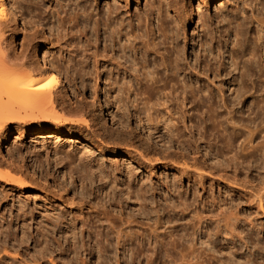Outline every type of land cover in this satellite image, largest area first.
<instances>
[{"label": "rangeland", "instance_id": "1", "mask_svg": "<svg viewBox=\"0 0 264 264\" xmlns=\"http://www.w3.org/2000/svg\"><path fill=\"white\" fill-rule=\"evenodd\" d=\"M70 1L13 0L16 13L20 17L21 30L16 36L19 50L24 41L28 42L39 37L38 39L44 43V55L42 53L40 61H44V57L45 60L49 59L48 66L54 64L59 67L57 70L62 74L66 89L62 93L63 99H60L59 106L66 110V114L60 107L56 110L57 114L60 112V116L65 114V117L66 115L69 117L73 112L75 115L77 114L75 112L80 110L81 114L83 111V115L72 117L77 116V118L81 117L79 119L89 121L82 123L84 120H78L82 124L79 122L76 124L73 121L75 119H72V122L68 121L72 117L65 119L67 122L61 117L62 119H58L60 121L55 122L56 120L53 121L55 113L51 115V110L47 108L39 112L40 114L27 117L31 114L30 108L21 104L14 105L15 110H19L22 116L24 112L27 113L24 119L26 123L15 120L8 123L6 129L0 131V170L3 173H11L15 179L23 178V182L30 186L28 184L25 186L23 183L24 187H22L18 182L17 186L10 181L12 178L8 181V177L5 180L0 177V250L3 247L7 248L6 245L10 248L7 249L9 252L11 247L15 249V253L11 252L12 255L3 252V249L2 252L5 254L0 252V255L2 254L0 264H13L12 261L15 259L18 261L15 260L16 264H21L20 257L25 260L23 264H31L35 260L30 257L32 255L37 256L38 259L34 264H52V261H55L54 264H188L181 259L182 253L195 245L198 250L196 256L200 258L199 264H264V132H262L264 89L260 87L264 85V75L260 76L264 67L250 66L251 71L245 79L247 93L237 100L235 97L237 94H233L235 87L229 86L234 78L241 80L246 58L239 60L238 68L230 67L232 51L236 50L235 52L241 54V47L234 37L240 22L231 25L227 22L234 18L236 21L246 23L241 30L243 32L241 41L245 51H248L255 46V38L258 35L257 25L249 19L252 18L253 10H256V14L264 13L262 0H218L211 4L209 11L206 13L200 11L194 18L191 16L190 3L185 1L181 4L183 10L179 17L171 15L168 19V24L174 27V30L176 26H180L178 43L184 49L186 59L189 58L194 64L195 53L198 56L203 55L199 58L203 67L206 53L201 50V42L205 36H207L205 39H209L207 35L209 32L203 20L206 19L208 25L212 24L216 29V32H213L215 33L213 42L209 39L215 49L216 60H213L215 71L199 77L194 73L187 77L184 73L180 77L182 81L184 79L189 81L194 75L196 86L207 85L213 90V101L219 104V106L216 104V107L220 111H218L219 123L215 122L216 125L212 121L211 124L205 113L206 107L190 113L197 115L194 114L193 125L189 120L182 122L183 113L176 105L168 104L167 107H161L164 102H160V105L153 106V109L152 106L145 108L139 101H135L141 97L140 95L135 99V94L129 95L127 89L119 90L117 85H113L116 84L113 83L116 81V75H112L115 79H108L111 67L107 66L106 69L103 67L106 61L103 58H100L99 67H103L100 69L104 70L105 74L102 75L101 80H96L97 77H94L96 75L92 72L96 73L94 67L96 65L93 63L95 60L91 59L93 61L82 65L81 61L85 57L82 58L83 48L80 47V44L84 45L86 41L83 37V33L87 30L86 23L90 30L94 21H87L84 17L80 22L73 19L76 12L91 13L89 10L92 9L93 3L85 0ZM153 1L156 0H140L138 6L131 5L129 15L135 19L137 15H145L147 7L150 6L148 4L152 5ZM256 2H259L258 7ZM102 3L101 10L105 1ZM193 3L195 7L196 3ZM245 9L248 14L242 15L241 12ZM125 10L123 14L126 16ZM236 10L240 15L235 14ZM242 16L250 18L244 21ZM174 18L179 20L178 25L174 23ZM22 19L26 30L21 23ZM193 19L194 22L191 23ZM155 20L151 23L157 28L158 19ZM88 32L91 34L92 30ZM32 35L35 38H31ZM44 36L46 41L43 39ZM93 41L91 39V43L96 44ZM261 42L259 46L261 45L264 50L262 45L264 41ZM53 44L55 47L52 46ZM78 46L81 50L76 49L79 48ZM102 48L103 45L100 50ZM219 49L222 50L221 55ZM74 54H81L75 63L70 59ZM60 55L64 58L62 59ZM152 57L153 59L155 57H150L153 65ZM58 58L62 60L59 61ZM160 61L158 59V63ZM83 66H87L85 67V71L88 69L87 72L82 71ZM225 68L227 71L232 70L230 76L224 71ZM197 69L200 70V65ZM160 71L161 78L164 76L162 79L159 78L161 81L159 87L157 86L158 94L143 96L152 97L153 103H157L156 99L162 101L163 98L160 97L163 93H170L166 79L169 72L164 69ZM73 72H76L75 75ZM83 76L86 79H81ZM92 83L96 85L92 87ZM120 101L123 103L121 104ZM131 101L132 103L135 101L132 106ZM223 101L229 104L230 111L224 107ZM254 102L261 103L260 109L251 107ZM95 103H98L97 106ZM137 103L140 105L138 106ZM123 106L126 108L124 109ZM143 107L147 111L143 110ZM173 107L175 109L171 110ZM250 107L252 110L249 109ZM255 109L256 111L259 109L257 113ZM148 110L156 118L158 116L159 121L151 114H148L150 115L148 117L146 114ZM169 110L170 113L167 112ZM176 111L180 116L177 113L175 115ZM85 115L86 117L82 118ZM51 116L53 119L50 118ZM232 119L239 122L238 125L230 124ZM73 122L75 124H72ZM167 122L171 123L170 127L166 125ZM169 128L172 130L171 135ZM152 129L156 131L153 130L155 131L153 133ZM248 131H251V134ZM152 133L153 138H151ZM50 134L53 139L47 136ZM176 134L182 137L184 143L180 141V144L184 147L180 146L177 140L179 136L177 137ZM121 142L125 144L123 147ZM134 144L139 146V150ZM131 151H134V154ZM136 151H142L144 158L142 152L138 156ZM79 162L82 164L80 165ZM24 172L25 175L28 174L27 178ZM86 172L89 173V177L93 175L92 182L88 176V179L84 176ZM82 177L86 179L83 181ZM141 188L147 190H144L148 198L146 203L136 201V197H141L140 194L143 193ZM141 204H145L143 209ZM105 218H108V222ZM111 228L115 229L114 233H111ZM208 239L210 246L203 244ZM18 249L19 252L16 253ZM7 256L10 259L12 256L17 258L11 261Z\"/></svg>", "mask_w": 264, "mask_h": 264}, {"label": "bare ground", "instance_id": "2", "mask_svg": "<svg viewBox=\"0 0 264 264\" xmlns=\"http://www.w3.org/2000/svg\"><path fill=\"white\" fill-rule=\"evenodd\" d=\"M85 1H91L93 3L92 4L93 6L90 5V3H88V5L92 6V9L89 10L91 13H89L88 11H87L88 13H86V11H83V12L80 13V11H79V13L76 12V14L74 15L75 18H73V19H76V21H79L80 22V19L82 17H84V19L87 20V21H90V22L94 21V22H92L93 23V26L90 29V30H92L91 34H89V32H88V31H90L89 30V27H87L88 26V23L85 22L86 25H87L86 26L87 30L84 33L83 32L82 33H83V37L86 40L85 41L86 45H85V43L83 45V43H82L83 41H82L81 42L82 45L80 44V47L83 48V51H82L83 54H82L81 51L80 52L78 51L79 53L82 54V58L83 59L85 57V59H84L85 61L84 60L81 61V64L82 65L84 63H89V61H93L91 59H94L95 60V62H93V63L96 65V66H94L95 67V70H96V73L94 71H92V72L96 76L92 75V77L93 76L94 77H97L96 80H98V81L101 80L102 75L105 74V71L104 70L102 71L101 69L103 67L105 68V67L109 66V67H111L110 68V73H109V71H108L109 74L106 72L108 74V76L107 75L106 76L109 77L108 79H111V78H113V76H112L113 74L116 75V81H113L112 80L113 83H116V84H113V85H117L118 88H119V90H123V89L126 90L127 89V91H128L127 93L129 95L135 94V96H136L135 99L140 95L141 97H138V100L136 99L135 101L136 102L139 101L140 104H142L145 108L148 107V106H152L151 109H153V106H159L160 105V102L161 103L164 102L163 105L162 104L160 105L161 107H164V106L167 107L166 105H168V104H171L173 106L176 105V106H178L177 109H180V111H182V113H183L181 115H182V118L184 120L180 117L183 120L182 122H184L186 120H189L191 122V124H192V122L194 121V117H195L196 114L195 113H192V115H191L190 113L191 112H194V111H198L199 109H202V108L206 107L205 109H207V110L205 111V113L208 115L210 122L212 121L214 125L217 124V123L215 124V122H218L219 123V117H220V115L218 113L219 109L217 110V107H216V104H218V103H216L215 101H213V95H214L213 94L214 93L213 90L210 89L207 85L205 87L196 86L195 85V82H194V79H193V78H195V77H193L194 76L193 74H192L193 75L192 76V80L186 81V79H184L182 81L180 79V77H182V75H184V73H185L186 76L189 75V77H190L191 73H194L197 77H199L200 75H206V73H213L215 71V69L213 68L215 66L213 64V60H216L215 49L212 47L213 45H211L212 43L210 44L209 41L211 40L213 42V38H215L214 37V34L215 33H213V32L214 31L216 32V29H214V27H213L212 24L208 25V23H207L208 21H206V19L203 20L204 21L203 23L205 24V26L208 29L209 34H207V35H208V37L210 39V40L207 39V38L205 39V37H207V36H205L204 39L201 42V50L204 53H206V55L204 57L205 58L204 59L205 61H204V67H203L202 66V62L199 59L203 55L202 56H198V54L195 53V56H194L195 63L194 64L191 63V61L189 60V58L186 59L187 58V56H185L186 53L184 54V49H182L180 47L179 43H178L180 26H176V25H178V23H179L178 21L179 20H177L176 18H174L175 20H173L176 25H172V26H176L175 27L176 30H174V27H170V25L168 24V21H169L168 19L171 17V15H176V16L179 17V15L181 14V11L183 10V7H182L181 4L183 2H185V1L186 2L188 1V3H190V5H191L190 7L192 9L191 16L194 18L197 15V13H199L200 11L201 12L205 11V13L207 11H209L208 9L210 8L211 4L212 3H215L218 0H171V1H168V0H162V1L159 0L158 1V0H156V1H153V4L152 5H151V3L148 4L150 6L147 7L148 10H146L145 15H142V16L141 15H139V16L137 15L136 16V19L133 16L129 15L130 14L129 13L130 12L129 11V8L133 4H136L138 6L140 4V0H85ZM103 1H105V5L103 6V9L101 10V8H102L101 5L103 4L102 3ZM111 1H114L113 2L114 4ZM70 2H72V0ZM193 2L196 3V6L195 7L193 6V4H194ZM117 3H118V5H116ZM258 3L256 2V7L259 6ZM263 3H264V0H262V3L261 4L263 5ZM78 4H79V2H78ZM220 5H222V4H220ZM84 6H86V4H84ZM62 8L64 9V7H62ZM88 8L90 9L91 7H88ZM80 9H82V8H80ZM124 9H126L125 12L127 11L126 14L128 16L127 15L125 16V14H123V12H124L123 10ZM16 11L17 10L15 8V3H13V0H0V131H3L4 129H6L7 128V124L10 123V122H13L15 120H20V121L22 120V122H25L24 121V119L26 118L25 117V114L27 115V113L24 112V116H22L19 110H15V106H14L15 104H17V105L18 104H21L22 106H24L26 108H30L31 114L30 115L28 114L27 117H33L34 115H36V113L38 114L39 112H41L43 109H46V108L48 110H51V112H52L51 115H54V113H55V115L57 116L60 112H58V114H57V111L56 110H57L58 107H60L59 106V103H60L59 101L62 98L61 96H62V93H63L64 89H66L64 87V82H63V79H62V76H61L62 74H61V72L59 70H57L59 67L57 68L54 64L52 65L51 62H50L51 65L48 66L49 63L47 62V60H49V59L45 60V57H44V61H42L43 63L40 61V56L42 55L43 49H44L43 48L44 43L40 39H38L39 37L38 38L36 37L37 38L36 39L32 35L31 38L34 37L35 39L29 40V41L27 40L28 42L24 41L23 42L24 44H22V45L20 44L21 46H20V50H19V47H18V44H17V40H16V36H17V33L21 30L20 29L21 27H19L20 17L16 13ZM95 11H97V12H95ZM102 12H103V14H102ZM262 12H263V10H262ZM232 13H234V12H232ZM237 13H238V11L235 13L237 16L240 15V14H237ZM241 13H242V15H245L247 13V10L245 9L244 12H241ZM95 16H97V18ZM200 16H202V15H200ZM222 16H223V14H222ZM71 17H73V16H71ZM126 17H128V18H126ZM156 18L158 19V23H159V25L157 26V28L151 23V21L153 22ZM219 18H221V17L219 16ZM242 18H243V16H242ZM249 18L246 16V18L244 17L243 20L246 21ZM23 20L24 19H22V21ZM249 20H251L252 23H255L257 25V31H258L257 33H258V35L256 34L257 35V37L255 38V43L256 44H255L254 47H251L252 45L250 46L248 44L251 47L248 51L247 50L245 51V49H244V47L242 45L243 42L241 41V35L243 34V32H241V30H242V27H243V25H244L245 22L236 21L234 18H231V19L227 20V22L229 23V25H231V24H233L235 22L236 23L240 22V23H238V26L236 25L238 29H236V31L234 30L235 31L234 32V37H235V40L237 41V43L240 45L239 47H241L240 48L241 49V54L235 52L236 50L235 51H232L233 53L230 52L231 55H232L230 57L231 63H232V64H230L231 65L230 67H233L234 66V67L238 68L239 67V60L241 58H246L245 65L243 66V72L241 74V80L239 81L236 78H234V80L231 79L232 81H231L230 86H229L230 88L231 87H235V90L233 91V94H237L235 96L237 98V100H240L241 98H243V96L247 93V91H246L247 86L245 85V79L247 78V76L249 75V73L251 71L250 70V66L253 67L254 65H260V66L262 65V67H264V50L261 48V45L259 46V42H261V41L263 42L264 41V13H258V14H256V10H253L252 11V18L249 19ZM71 21H73V20H71ZM190 22L193 23L194 22V19L191 20ZM21 23L24 24V27L23 28L25 29V22L23 21ZM85 23H83V24H85ZM59 27H61V25ZM77 28H79V27H77ZM35 29L37 30V28H35ZM56 29H58V28H56ZM58 30H60V29H58ZM205 33H206V31H205ZM229 34L227 33V35H229ZM45 38L46 37L44 36L43 39H45ZM78 38H80V37H78ZM57 39H58V37H57ZM59 39H60V37H59ZM91 39H93L96 44H92L91 43ZM232 40H234V39H232ZM45 41H46V39H45ZM66 43H68V42L66 41ZM102 45H103V48L100 50V47ZM262 45H264V44H262ZM52 46L55 47V44H53ZM59 46H61V45H59ZM76 47H77V45H76ZM80 47L79 48H76V49L81 50ZM94 48H95V50H93ZM48 49H49V47H48ZM220 51H222V50L219 49V51H218L219 54L221 55V52ZM74 52L75 51H73V53ZM78 52H76V53H78ZM70 54H72V52ZM81 54H76V55L74 54L73 57L70 58L71 61H73L75 63V60ZM43 55H44V53H43ZM151 56H154L155 57L154 59L152 57V59L154 60L153 65H152V60L150 61V59H151L150 57ZM60 57H61V55H60ZM100 58L101 59L103 58L104 60H106L103 63V67L102 68H101V66L99 67ZM59 59L60 58H58V60ZM158 59H159V61L161 60L159 63H158ZM61 60H59V61H61ZM104 60H101V61H104ZM64 61H65V59H64ZM56 62H57V60H56ZM73 62H72V64H73ZM156 64H158V65L156 66ZM199 65H200V70L197 69V67ZM81 66H79V67H81ZM85 67H87V66H85ZM85 67L83 68L84 70H82L83 72H87L88 71V69H87V71H85L86 70ZM76 68H77V66H76ZM88 68H90V67H88ZM162 68L165 71L169 72V75L167 76L166 79L168 80V83L167 84L170 87V93H163L162 94L163 97L160 95L161 96L160 98L161 99L163 98L164 101L163 100L161 101L160 99H156L157 103L154 102V103H156L154 105V103H153L154 99H152V97L144 98L143 96H144V94L145 95L146 94L148 95V94H155V93L159 92L157 90V86H158L159 82L161 81L160 79H162L163 76H164L163 75L162 78L160 76V74H161L160 73L161 72L160 70H163ZM202 71H203V73H202ZM224 71H226L227 74H229V76L232 74V70L227 71V68H225ZM62 72H63V70H62ZM92 72L90 70V73L91 74H92ZM261 72H262V74L260 76H263L264 75V71L262 69H261ZM75 73H74V75H75ZM166 73H165V75H166ZM67 74H69V73H67ZM77 76H78V74H77ZM88 77H90V74H89ZM71 78H73V77H71ZM81 79H86V78H84V76H83ZM81 79H80V81H81ZM113 79H115V76H114ZM197 79H195V80H197ZM69 81L70 80H68L67 82H69ZM122 81H124V82L122 83ZM166 82H164V83H166ZM85 84H83V87L85 86ZM69 85H70V83H69ZM94 85H96V84H94ZM94 85L92 83V87ZM260 87H262L264 89V85H262ZM114 89H115V87H114ZM136 91L138 92L137 94H136ZM110 92H112V90ZM118 92H120V91H118ZM117 97H118V95H117ZM149 98H151V100ZM154 98H156V97L154 96ZM95 99H96V97H95ZM120 103L122 104L123 102L120 101ZM133 103L131 101V106L133 105ZM97 104H96V106H97ZM140 104L137 103L138 106ZM260 104H261L260 102H254L251 107L253 109L254 108H259L260 107ZM262 104H263V102H262ZM223 105H224V107L228 111H230L229 104L226 101L224 102ZM217 106H219V104ZM120 107L122 108V106H120ZM251 107L249 109L252 110ZM121 108H120V111H122ZM125 108L126 107H124V109ZM145 108L143 110H146ZM148 108H150V107H148ZM16 109H17V107H16ZM60 109H62L63 110V113L66 114V110L64 108L60 107ZM75 109H77V108H75ZM75 109H74V111H75ZM101 109H100V111H101ZM151 109H149V110H151ZM174 109L175 108L173 107V109H171V110H174ZM166 110H167V108H166ZM258 110L256 111V109H255L254 111H256V113H257ZM78 112H79V114H78ZM78 112H75V113H77L75 115H80L81 114L80 110H78ZM167 112L170 113V110L167 111ZM176 113H177V111L175 112V115H176ZM61 114H62V112H61ZM65 114H62L63 116H60V114H59L57 117L54 115V117H55L54 119H53L52 116L50 118L53 119V121L56 120L55 122H58V121H60L58 119L61 118V117H63L64 121L67 122L65 119H68L69 117L71 118L72 116H75L74 114L73 115L72 114L69 115L68 114V111H67V114L69 115V117L67 115L65 117ZM85 114L87 115V112ZM146 114H147V116H148V114H151L152 117L156 118L152 113H150V111L149 112H146ZM47 115H45V116L47 117ZM81 115H83V111H82V114ZM86 115L84 117H82V118H85ZM102 115H103V113H102ZM45 116H44L43 119L46 118ZM95 116H97V115H95ZM159 116L161 117V115H159ZM164 116L167 117V115H164ZM172 116H173V114H172ZM88 117L89 116H87V118ZM92 117L95 119L94 116H92ZM198 117H201V116H198ZM79 118H81V117H79ZM79 118H77V116L76 117H72L68 121L70 122L72 119H75V120H73L75 123L76 122H79L80 120L81 121L84 120L82 123H88L86 121H89V120H86L85 121V119L82 120V119H79ZM112 118H111V120H112ZM157 118H158V116H157ZM196 119H197V117H196ZM148 120H149V118H148ZM152 120H153V118H152ZM169 120H170V118H169ZM20 121H19V123H20ZM91 121H93V120H91ZM91 121H90V124H91ZM178 121H180V120H178ZM231 121H232V123H230V124H232V125L239 123V122L234 121V119H232ZM74 122L72 124H75ZM148 122L149 121H147V123ZM150 122H151V120H150ZM169 122H167L166 125L169 126L171 124V123L168 124ZM212 122H211V124H212ZM82 123H80V124H82ZM93 123H95V122H93ZM93 123H92V125H95L96 124V123L95 124H93ZM159 123H157V124H159ZM193 123L195 124V122H193ZM57 124L58 123H56V125ZM161 124H162V122H161ZM154 125H155V123H154ZM166 125H164V126H166ZM150 126H148V127H150ZM167 127H166V130L168 129ZM97 128H98V126H97ZM154 128H155V126H154ZM94 129L96 130V128H94ZM175 129H176V127H175ZM244 129L246 130L247 128H244ZM153 130H155V129H152V132L154 133L156 130L155 131H153ZM26 131H27V129H26ZM173 131H174V128H173ZM98 132L99 131H97V133ZM166 132H168V131H166ZM171 132H172V130L169 132L170 135L172 134ZM262 132H264V130ZM59 133L60 132H58V130H57V134H59ZM153 133H152V137L151 138L154 137L153 136ZM173 133H175V132H173ZM179 133L180 132H178V134ZM248 133L251 134V131H248ZM57 134H56V136H57ZM94 135H96V134H94ZM149 135H150V131H149L148 136ZM37 136H38V134H37ZM47 136H50L49 138H51V139L54 138L51 134L50 135H47ZM176 136L178 137L179 135L176 134ZM181 138H182L181 136H179V139L180 140L177 138V140L179 141V144H180V141L182 143H184V141H182ZM226 139H228V138H226ZM76 142H77V140H76ZM78 142H79V140H78ZM102 142H104V141L102 140ZM100 143H101V141H100ZM122 144H123L122 145V147H123L125 144L124 143H122ZM102 145H103V143H102ZM86 146H87V144H86ZM86 146H84V147H86ZM117 146L120 147V145H117ZM134 146L137 147L135 144H134ZM180 146L181 147L182 146L184 147V145H182V144H180ZM94 147H96V146H94ZM97 147H98V145H97ZM129 147H131V145ZM138 147L136 149H138ZM82 148H83V146H82ZM128 149H130V148H128ZM137 152H138V156H139L140 155L139 153L142 152V151H140V152L139 151H136V153ZM133 154H131V155L133 156ZM128 156H130V154ZM142 156L144 158V156H145L144 153H143ZM142 156H140V157H142ZM71 161H73V160H71ZM73 163L74 162H72V164ZM11 164H14V163H11ZM81 164L82 163H80V165ZM75 166H76V164H75ZM81 168L82 169H85L83 167H81ZM102 168H104V167H102ZM71 169H73V167H71ZM99 169H101V168H99ZM22 170H23V167H22ZM77 171H78V169H77ZM77 171H74V173L77 172ZM84 172H85V170H84ZM28 173H29V171H28ZM77 173H79V171ZM86 173H84L85 174L84 176L85 177H87V176L89 177V175H88L89 173H87V174ZM23 174L25 175V172ZM106 174H107V172H106ZM11 175L12 174L9 173V172L8 173H3L0 170V177H2L1 179H4L5 180V178L7 179V177H8V181H9V178H12V180L10 179V181H12L13 184H16L18 186V183H19L22 186V184L24 183L23 180H22L23 178H21V179H15V177H12ZM27 175H25V178H27ZM80 175L82 176L81 173H80ZM85 177L84 178L82 177L83 178L82 179L83 181H84V179H86ZM88 177H87V179H88ZM92 177H93V175L91 177H89L90 180L93 179ZM92 181L93 180H91V182ZM2 183H4V181ZM6 184H7V182H6ZM25 184L27 185L28 183L25 182L23 185H25ZM28 186H30V185L28 184ZM22 187H24V186H22ZM31 187H33V185H31ZM18 189H20V188H18ZM141 189H142V192L143 193L140 194L141 197L140 196H139V198L136 197V201H138V202L142 201V203L143 202L146 203L148 198H147V194H146L147 192H145V191H147V190H145L144 188H141ZM20 192H22V191H20ZM144 205L145 204H141V208L142 209H143ZM105 219L107 220L108 218H105ZM107 222H108V220H107ZM111 230H112L111 233L113 231H115V229H113V228H111ZM203 244L204 245H207V246L208 245L209 246L211 245L209 239H208V241H205ZM3 246H4V244H2L1 247H3ZM6 246H7V248H4V247L2 248V250L4 249L3 252H5L7 254H9V253L11 254L12 251L14 252L15 249H13V247H11L12 248L11 249V252H9L7 249H10V248H8V245H6ZM196 246L197 245H195V247H189V249H187L186 252H183L182 253V256H181V259L184 260L185 262H188V264H199L200 258H198V256H196V253L198 251L196 249ZM2 250H0V252H2ZM3 252H2V254H5ZM17 252H19V249H18V251H16V253ZM2 254L0 255V258H2L1 257ZM8 256H7V258H8ZM15 257L17 258V256H15ZM15 257L12 256L11 259L10 258H8V259H10L12 261V259L13 258L15 259ZM27 257H29V256H27ZM30 257H32L33 259L35 258V260L32 261L33 264H34V262L38 261V259H36L37 256L36 257L35 256L33 257V255H32ZM32 258H30V259L32 260ZM19 259H22L21 260L22 261L21 264H23V262L25 260L23 261V258H21V257ZM15 260L12 261L13 264L15 263ZM16 262H18V261L16 260ZM32 262H31V264H32ZM40 262H41V260H40ZM54 262L55 261H52V264H54ZM27 263H29V262H27ZM260 263H261V261H260ZM35 264H37V263H35Z\"/></svg>", "mask_w": 264, "mask_h": 264}]
</instances>
